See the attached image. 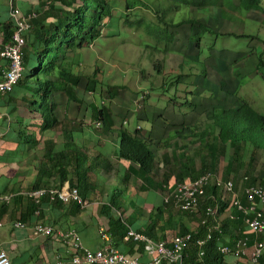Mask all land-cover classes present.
Returning <instances> with one entry per match:
<instances>
[{"label":"trees","instance_id":"obj_1","mask_svg":"<svg viewBox=\"0 0 264 264\" xmlns=\"http://www.w3.org/2000/svg\"><path fill=\"white\" fill-rule=\"evenodd\" d=\"M187 1V4L198 8H203L206 4L212 8L217 7L222 14L228 13V10L234 11L239 8L238 10L244 11L254 10L255 15L260 12L255 7H259L262 2V0H234V3L229 4L228 0ZM11 4L20 8L19 14L21 11L26 15L36 14L29 20L31 28L22 33L25 39V44L22 47V64L24 66L22 75L13 89L8 92L4 102V105L12 102L9 115H13L14 120L10 122V130L4 134L3 138L13 141L15 145L12 150H6L0 155V162H19L32 157L30 165L35 170V175L27 189H37L43 186L61 187L68 181L70 186L79 189L82 197L94 196L95 199L102 202L101 213L105 220L106 231L123 243L121 247L113 245L129 257L144 254L145 245L142 241L133 238L129 240L123 238L130 228L155 238L150 233L152 230L172 227V219L176 214L173 212L175 206L171 201H166L165 207H157L153 210L143 231H141L139 223L140 216L145 209V197L141 192L147 191L151 187L161 188L162 182H167L170 187L168 185L166 187L171 190L175 185L171 184V178H174L175 183H178L196 179L205 174H210L212 177L210 182L204 186V193L198 196V209L196 211L181 210L188 214L186 216H195V212L200 214V218L208 216L207 224L200 223L198 225L199 236H204L207 226H212L215 223L214 218H218L228 208H233L232 216L229 215V221L245 224L244 218L247 214L238 209L234 204V199H238L246 206L249 204L248 196L243 191L241 199L238 194L233 199L232 193L236 189L234 182L239 177L244 182L243 190L252 184L264 188V140L254 138L255 135L264 136V113L257 111L238 94L239 87L244 82L239 68L235 70V74L239 78L238 86L233 88V93L224 90L231 95L235 94L233 105L237 107L221 109L219 115L225 117L227 121L219 120L212 124L219 131L214 134V132L208 131L206 133L204 130L201 132L191 130L189 135L198 136L206 133L207 138L200 140L199 147H190V144L196 141L187 142L181 139L182 136L188 135L189 128L184 126L187 119L180 115L179 121L182 120V122L177 121L182 124L180 127L175 125V119L178 117L174 116V120L167 123V126H173L171 127L173 130L176 129L175 133L179 137V141L176 140L172 143L175 148L171 154L165 152V155L159 159L156 149L152 147L150 139L144 135L141 127L130 131L122 124L117 126L110 107L104 103H101L100 106L92 105V117L97 122L95 125H85L76 120L68 121L59 116L57 94L63 93L71 100L78 101L75 92L81 81V74L74 70L73 65L76 63L74 61L76 52L74 53V51L81 49L86 44L88 37L93 40L97 35H101L104 18L111 12L108 0H40L38 7L27 10L17 0H8L7 5L0 10V33L3 34L6 41L12 38V34L17 28ZM194 14L197 15V12ZM195 21V19H190V21H183L177 25L189 24L193 28ZM166 23L170 24L162 28L171 34L165 41L169 47L184 51V47H188L191 45L190 41H193L195 48H200L198 34L189 36L188 32L184 40L187 44L182 46V49L170 45V41L174 40L175 33L167 29L174 23ZM200 27V33L210 31L208 27L201 26V24ZM181 28L183 31H187L186 26ZM263 55L264 49L257 56L260 64L264 63ZM0 59L3 58L0 57ZM3 60L6 68L7 60ZM234 61L232 60V62ZM154 68L159 72L162 71L163 63L156 60ZM1 77L2 73L0 72V79ZM89 83L90 81L87 89H93L94 86ZM221 84L223 83L221 82ZM107 92L109 93H101L103 100L118 96L119 86L107 89ZM145 94L142 97L146 99ZM137 97L139 103V95ZM169 114L172 115L170 112ZM176 114L178 115L177 111ZM147 115L149 113L145 112L143 116L139 115L138 119L148 120ZM156 115L161 117L165 114ZM187 122L192 125L199 124L195 123L193 119ZM57 129L60 130L63 139L60 149H56L57 141L52 136L45 135L46 131H56ZM84 131L92 132L97 137L98 146L102 147L107 142L108 146L115 147L113 151L118 156L116 160L118 162L113 161L109 154L103 153V150L89 148L85 145L79 139ZM77 134H79V138ZM212 134L214 137L211 136ZM107 139L108 141H106ZM113 142H117L118 145L114 146ZM162 144L170 146V137L163 140ZM40 146H43L44 149L41 154H38L37 149L41 150ZM176 147L180 150H176ZM12 152L13 157H11ZM161 167H165V175L160 181L157 175ZM139 179H141L140 186H138ZM217 179L221 181L220 184H217ZM229 180L232 182L230 190L226 186ZM158 181L160 182L158 183ZM246 184L247 186H245ZM8 189V186H3L0 188V192H16V195L11 203L0 205V219L3 221H5L4 216L8 211H11L16 219L27 221L37 209L41 214L42 208L51 202L63 207V202L59 199L51 200L49 196H44L36 203L25 194V191H21L24 188L12 187L7 191ZM255 199L258 200V206L260 204L258 196ZM70 203H74L76 208L80 207L75 202ZM208 208L216 209V216L206 214ZM127 210H131V213L122 218L120 213L123 214ZM113 212L117 214L114 215ZM225 224V222L220 223L223 230ZM247 227L248 231L239 234V237L247 236L249 246L251 241H255L256 234L250 231L248 225ZM187 231V226L180 225L178 231L174 230L173 236ZM217 235L219 233H215L213 239L204 247L205 254L203 256H199V247L192 243L191 248L186 250L185 264H229L226 259V255L229 253H222L218 249ZM69 257L71 261V255ZM9 258L11 264V257L9 256ZM57 260L63 261L62 254L58 255ZM235 264L242 263L237 261ZM260 264H264V253L260 258Z\"/></svg>","mask_w":264,"mask_h":264},{"label":"rangeland","instance_id":"obj_2","mask_svg":"<svg viewBox=\"0 0 264 264\" xmlns=\"http://www.w3.org/2000/svg\"><path fill=\"white\" fill-rule=\"evenodd\" d=\"M187 2V0H108L111 12L104 18L101 35H97L93 40L88 37L86 44L74 51L76 52L74 70L81 74V81L75 92L78 101L71 100L63 93L56 95L60 118L95 125L97 122L92 117V105L100 106L104 103L110 107L117 126L122 124L133 131L140 125L150 142L154 140L152 147L156 149L157 157L160 158L165 150L171 153L172 143L179 141L176 129L173 130L171 128L173 126L168 127L167 123L176 116L178 118L175 119V125L182 127L179 123L182 122L179 121L182 115L187 121L193 119L199 124L192 125L185 121L184 126L189 128L188 135L182 136L181 139L187 142L194 140L196 142L190 144V147H199L200 140L207 138V131L214 134L219 131L212 125L214 122L227 121L225 117H220L221 109L237 107L233 105L235 94L231 95L224 91L233 93V88L238 86L239 78L235 74L237 68L244 77L238 94L257 111L264 113V63L260 64L257 57L264 49V0L259 7H255L260 11L256 15L254 10L244 11L238 10L239 8L222 14L217 7L212 8L206 4L203 8H198ZM228 3H234V0H228ZM194 12H197V15ZM190 19L196 20L193 28L189 24L177 25ZM164 21L174 23L167 29L175 33L170 45L182 49V46L187 44L184 40L188 32L189 36L198 34L200 48H195L193 41H190L191 45L184 47V51L169 47L165 41L171 34L162 27L170 23ZM200 24L208 27L210 31L200 33ZM184 26L187 27V31L182 30L181 27ZM156 60L163 63V70L160 72L154 68ZM89 81V85H93L94 88L88 90ZM115 86H119V95L103 100L101 93H109L107 89ZM144 93L146 99L142 97ZM145 112L149 113L147 115L149 119H138V116H143ZM159 113L165 115L157 116ZM13 120L14 117L9 119ZM191 130L193 132L204 130L206 133L198 136L189 135ZM39 133L38 130V137ZM81 134V138L79 134L77 136L87 146L99 150H104L108 146L107 142L104 147L98 146L97 137L92 132L84 131ZM45 135L52 136L57 141L56 149L62 148L63 139L59 129L46 131ZM211 136L214 137L213 134ZM167 137H170L171 145L159 148L158 142ZM254 138L264 140V136L255 135ZM40 147L41 150L37 149L38 154L44 149L43 146ZM31 159L32 157L14 163V169L18 170L25 164V168L21 170L24 173L25 170H29ZM3 164L5 163L0 165ZM14 169L10 168L9 175L15 179L21 178L23 182L18 180L12 182L3 175L0 178V188L4 185L24 186V191L28 190L32 175L26 172L23 175L13 171ZM9 190L10 188L7 191ZM173 212L176 214L172 219L174 221H178L180 216L188 215L176 207ZM213 221L215 223L212 226L218 225V233L221 234L223 229L220 223L217 220ZM2 229L0 246L2 232H7L6 228L0 227V230ZM241 259L247 263L245 258ZM248 264H251L250 260Z\"/></svg>","mask_w":264,"mask_h":264},{"label":"built area","instance_id":"obj_3","mask_svg":"<svg viewBox=\"0 0 264 264\" xmlns=\"http://www.w3.org/2000/svg\"><path fill=\"white\" fill-rule=\"evenodd\" d=\"M12 14L16 20V26L12 38L6 41L0 39V57L7 60V67L2 73L0 79V95L8 94L14 85L20 79L23 72L22 47L25 44L23 32L30 29L29 20L36 13L26 15L20 8L11 4ZM1 115V112H0ZM212 179L210 174H205L199 178L178 182L175 187L166 194V201H171L174 206L180 210L196 211L199 206V197L204 193V186ZM217 184L221 181L217 179ZM230 190L232 182L229 180L226 184ZM25 194L32 198L36 203L44 196H49L51 200L59 199L63 203L75 202L80 207L85 208L91 203L89 199L82 197L77 187L70 186L66 181L61 187L43 186L37 189H28ZM245 194L248 196L249 204L244 206L238 199H234V204L238 209L247 214L245 224L249 226L251 232L256 234L250 252L251 264H260V258L264 253V189L257 185H251L245 188ZM16 192H0V205L11 203ZM258 196L260 204L257 206L255 197ZM173 200V201H172ZM216 209L208 208L206 214L216 216ZM40 210L35 211L39 215ZM208 217L201 219V224H207ZM4 221L0 219V226ZM15 228L29 229L30 236L35 238H47L49 236L58 237L68 248L71 255V262L74 264H185L186 250L190 249L192 243L199 247L198 254H205L204 247L213 239L215 230H219L218 225L207 226L204 236L198 235L199 229H191L185 233L177 234L170 239L155 240L142 232L130 228L124 239L142 241L144 253L147 258L140 256L129 257L114 245H107L104 248L92 250L85 246L79 232L75 228H58L53 224L44 221H37L31 224L29 221L16 220L13 222ZM249 238L247 236L238 237L234 243L225 244L218 247L222 253H229L236 257L244 255L247 252ZM0 264H10V258L5 249L0 248ZM55 264H62V260H57Z\"/></svg>","mask_w":264,"mask_h":264},{"label":"crops","instance_id":"obj_4","mask_svg":"<svg viewBox=\"0 0 264 264\" xmlns=\"http://www.w3.org/2000/svg\"><path fill=\"white\" fill-rule=\"evenodd\" d=\"M17 1L26 10L30 8L34 9L35 7H38L40 5V0H17ZM7 3L8 0H0V10L3 9L5 5H7ZM3 37H4L3 34L0 33V39ZM4 69H5L4 60L0 59V72L3 73ZM6 96L7 94H5L4 96L0 95V112H1L0 155H2L6 150H12L15 145L13 141L5 140L2 137L10 130L11 127L10 122L12 121H9V119L14 117L13 115L12 116L9 115L10 110L12 108V102H9L7 105H4V102L7 99ZM4 115H6L5 118ZM138 127L141 126L139 125ZM106 141H108V139ZM162 141L163 139L159 141L160 144L159 148L167 147V146H163ZM153 143L154 140H151L150 144L153 145ZM113 145L117 146L118 144L117 142H113ZM88 147L94 148L93 146H88ZM172 148L174 149L175 147L172 146ZM114 149L115 147L112 148L111 146H106L103 150V153L109 154L113 159V161H116L118 156L113 151ZM176 150H180V149L176 147ZM165 152L168 151L165 150L160 155L159 159H161L165 155ZM117 162L118 161H116V163ZM2 163L5 164L0 165V178L1 176L4 175L7 177L6 178L7 180H10L12 182L14 180H18L19 182L22 180L21 178L15 179L11 175H9V173H11L10 168L14 169L13 165L14 163H18L17 161H11V162L1 161L0 164ZM28 167L29 170H25V172L27 174L32 175V177H34L35 170L31 166ZM24 168H25V164L19 167L20 170L14 169L13 171H16L17 173L18 172L22 173L21 170H23ZM25 172L22 174L24 175ZM164 173H165V167H161L160 172L157 175V178L160 179V181L164 178L165 175ZM242 180L243 179L239 177L238 180L234 182V184L236 185V189L234 194L232 195L233 199L236 196V194H238L240 199L243 195L244 182ZM160 181H158V183ZM140 183H141V179H139L138 181V186H140ZM171 184L173 185L176 184L174 178H171ZM167 185H168L167 182H162L161 188L151 187L147 191L141 192V194L144 195L145 197V209L139 219V223L141 224V231H143L145 224L149 221V216L151 215L153 210L156 209L157 207H165L167 205L165 200L166 194L169 191L168 187H166ZM19 187L23 188L24 186H19ZM21 191H24V189ZM87 199H89L90 202L93 204L90 203L89 206L85 208L82 207L76 208L74 203H63V207H59L58 205L52 204L51 202L49 203V205H46L45 207L42 208V212L40 215L38 216L35 214L31 215L30 220L27 221H29L31 224L36 223L37 221H44L46 223L53 224L58 228H64V229L70 227L75 228L79 232L85 246H87L92 250L104 248L109 244L111 245L114 244L119 247L123 246L122 241H119L117 238L112 237V235L106 231L105 220L101 213L102 202L95 199L94 196L92 195L88 196ZM232 209L233 208H228L226 212H224L218 218L217 217L214 218V220H217L218 223H222V222L226 223L224 225L223 232L218 235V240H217L218 247L221 245L234 243L236 238L239 237V234L241 235L245 231H248L247 225L241 223L237 224L236 221L235 222L229 221L230 219L229 215L232 216L231 215ZM130 213L131 210H127L123 214L120 213V216L124 218ZM113 214L116 215L117 213L113 212ZM195 214H196L195 216H185V217L180 216L178 221L172 220V227H169V229L157 228L152 230L150 233L155 236V238L153 237V239L156 240L170 239L171 237H173L174 230L178 231L180 225H185L187 226L188 229L189 228L195 229L201 220L199 216L200 214L198 212H195ZM4 218H5L4 224L0 227L6 228L7 232H2L0 248H3L7 251V253L11 257V264H31V263L54 264L59 254H62L63 256L62 264H74L70 261V257H69L70 252L68 251V248H66L62 240H60L58 237L49 236L47 238H35L30 236L29 229L15 228L13 226V222L18 219L13 217L11 211H8L7 214L4 216ZM0 231H3V229ZM252 246H253V241L249 243V247L247 248V252L245 253V255L241 256L245 258L248 263H249V255L252 250ZM65 253L67 255H65ZM140 257L143 259L147 258L145 253L141 254ZM241 257H236L231 254L226 255V259L228 260L229 264H235L237 261L241 262L242 264H245V262H243L244 260H242Z\"/></svg>","mask_w":264,"mask_h":264},{"label":"bare ground","instance_id":"obj_5","mask_svg":"<svg viewBox=\"0 0 264 264\" xmlns=\"http://www.w3.org/2000/svg\"><path fill=\"white\" fill-rule=\"evenodd\" d=\"M30 24H31V22H30ZM24 67V66H23ZM201 176V175H200ZM247 179V178H246ZM252 185H255V184H252ZM245 186H247V184L245 185ZM251 186V185H250ZM264 189V188H263ZM206 191H207V189H206ZM243 191H245V189L243 190ZM244 193V192H243ZM232 194H234V193H232ZM201 197H203V196H201ZM15 198V197H14ZM233 198V197H232ZM42 199V198H41ZM248 200V199H247ZM258 201V200H257ZM91 204H93V203H91ZM238 210V209H237ZM207 211V210H206ZM206 213V212H205ZM232 214V213H231ZM243 214V213H242ZM210 216V215H209ZM235 216H237V215H235ZM208 217V216H207ZM230 217V216H229ZM202 218V217H201ZM237 219V218H236ZM245 219V218H244ZM245 236V235H244ZM156 240V239H155ZM159 240V239H158ZM65 251V250H64ZM66 252V251H65ZM65 255H67L66 253H65ZM245 255V254H244ZM138 256V255H137ZM187 256V255H186ZM243 256V255H242ZM85 264V263H84Z\"/></svg>","mask_w":264,"mask_h":264},{"label":"clouds","instance_id":"obj_6","mask_svg":"<svg viewBox=\"0 0 264 264\" xmlns=\"http://www.w3.org/2000/svg\"><path fill=\"white\" fill-rule=\"evenodd\" d=\"M176 184H177V183H176ZM176 184H175V185H176ZM175 185H174V187H175ZM174 187H173V188H174ZM173 188H172V189H173ZM172 189H171V190H172ZM171 190H169V191H171ZM169 191H168V192H169ZM201 219H202V218H201ZM200 222H201V220H200ZM200 222H199V224H200ZM199 224H198V225H199ZM196 228L199 229L198 226H197ZM196 228H195V229H196ZM191 229H192V228H189L188 230H191ZM205 232H206V230H205ZM215 233H218V230H215L213 234L215 235ZM214 235H213V236H214ZM242 236H243V235H242ZM217 237H218V235H217Z\"/></svg>","mask_w":264,"mask_h":264}]
</instances>
